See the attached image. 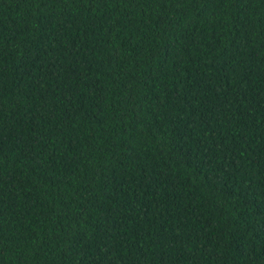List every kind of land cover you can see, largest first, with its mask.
<instances>
[{"label":"trees","instance_id":"trees-1","mask_svg":"<svg viewBox=\"0 0 264 264\" xmlns=\"http://www.w3.org/2000/svg\"><path fill=\"white\" fill-rule=\"evenodd\" d=\"M0 264H264V0H0Z\"/></svg>","mask_w":264,"mask_h":264}]
</instances>
